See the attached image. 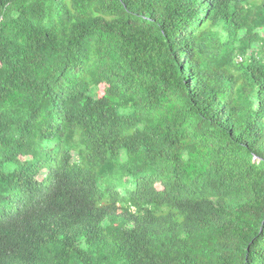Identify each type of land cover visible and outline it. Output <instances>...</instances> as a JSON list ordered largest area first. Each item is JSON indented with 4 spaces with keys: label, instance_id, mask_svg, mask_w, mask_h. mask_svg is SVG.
Instances as JSON below:
<instances>
[{
    "label": "trees",
    "instance_id": "obj_1",
    "mask_svg": "<svg viewBox=\"0 0 264 264\" xmlns=\"http://www.w3.org/2000/svg\"><path fill=\"white\" fill-rule=\"evenodd\" d=\"M0 264H264V0H0Z\"/></svg>",
    "mask_w": 264,
    "mask_h": 264
},
{
    "label": "rangeland",
    "instance_id": "obj_2",
    "mask_svg": "<svg viewBox=\"0 0 264 264\" xmlns=\"http://www.w3.org/2000/svg\"><path fill=\"white\" fill-rule=\"evenodd\" d=\"M240 59V58H239ZM241 60V59H240Z\"/></svg>",
    "mask_w": 264,
    "mask_h": 264
}]
</instances>
